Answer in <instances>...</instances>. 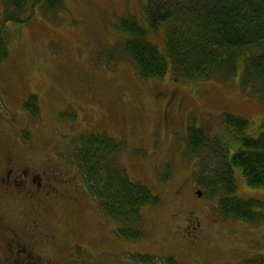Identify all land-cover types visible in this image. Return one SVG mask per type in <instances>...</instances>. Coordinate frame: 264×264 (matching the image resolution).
Segmentation results:
<instances>
[{"label":"rangeland","instance_id":"374dc122","mask_svg":"<svg viewBox=\"0 0 264 264\" xmlns=\"http://www.w3.org/2000/svg\"><path fill=\"white\" fill-rule=\"evenodd\" d=\"M148 3L65 0L57 12L36 9L29 23H8L5 33L10 53L0 68V149L3 145L11 148L31 171L51 169L57 181L68 180V189L78 192L82 202L77 207H94L103 216L74 157L82 134L105 132L122 144L118 163L127 177L158 197L156 207L141 210L144 236L136 241L122 238L116 245V250L124 251L125 264L127 260L170 264L168 259H177L176 264H262L264 186H249L240 168L234 166L235 196L262 202L253 208L257 220L230 216L220 207L222 193H212L205 186H209L208 174L219 172L221 150L228 146L231 154L239 146L223 125L222 116L245 118L246 134L256 138L264 133V103L241 89L238 77L226 83L187 81L176 79L168 67L161 78L140 79L134 65L117 50L123 36L115 26L129 15L144 21ZM163 36L160 30L150 34V39L163 46ZM93 75L102 93L99 97L81 96L88 92L83 88ZM159 93L165 97L159 99ZM30 98L37 102L35 113L25 105ZM191 126L203 127L207 140L193 157L186 150ZM110 161L114 163L115 158ZM66 206L60 202L57 213L61 220L50 221L60 243L73 240L71 230L81 228L96 241L95 250L107 247L98 238L109 225L86 212L75 218L66 212ZM9 210L11 216L18 213ZM173 213L178 218H172ZM186 216L194 218L207 236V243L195 256L181 241L188 238ZM42 254L45 264L56 252L46 248ZM88 255L86 261L94 260ZM147 255L150 257L145 258Z\"/></svg>","mask_w":264,"mask_h":264},{"label":"trees","instance_id":"16d2710c","mask_svg":"<svg viewBox=\"0 0 264 264\" xmlns=\"http://www.w3.org/2000/svg\"><path fill=\"white\" fill-rule=\"evenodd\" d=\"M1 3L0 68L10 53L7 24L29 23L36 9L57 12L65 0ZM147 6L144 21L129 15L115 26L123 36L117 50L134 65L140 79L161 78L168 67L176 79L187 81L214 79L226 83L238 77L240 88L264 103V0H149ZM160 30L164 33L163 46L150 39V34ZM108 54L112 59L113 52ZM25 105L32 113L38 111L34 98ZM222 123L239 146L231 154L228 146L221 150L219 172L208 174L209 186L205 187L222 193L220 207L225 212L257 220L253 208L262 202L235 197L234 166L240 168L249 186H264V133L256 138L248 136V121L232 114H224ZM203 129H188L186 150L190 157L207 144ZM118 148L112 136L90 133L80 137L75 156L102 213L117 225L121 237L136 241L144 236L141 210L156 205L158 197L144 184L130 181L122 167L110 161Z\"/></svg>","mask_w":264,"mask_h":264},{"label":"flooded vegetation","instance_id":"af4514ba","mask_svg":"<svg viewBox=\"0 0 264 264\" xmlns=\"http://www.w3.org/2000/svg\"><path fill=\"white\" fill-rule=\"evenodd\" d=\"M94 80L96 75L86 81L87 86L83 89L88 92H83L81 96L99 97L102 92ZM159 95V99L165 97L162 93ZM173 95L174 91L167 98L171 99ZM6 142L9 144V141ZM67 182L66 179L57 181L51 169L42 173L39 170L31 171L11 148L3 145L0 149V264H43L42 251L46 248L54 249L56 255L49 256L52 259H46L45 264H125L122 257L124 251L116 250L122 238L115 232L114 224L107 216L96 213L94 207H77L82 202L78 192L68 189ZM81 193L87 195L86 192ZM60 202L69 206L65 207L66 212H71L75 218L86 212L104 225H109L100 231L98 238L99 242H106L107 247L95 250L96 241H91L87 231L81 228L70 229L73 240L60 243L50 226V221L61 220L57 213ZM8 207L17 209L18 213L11 216ZM172 218H178L177 214L173 213ZM183 220L188 238H181V241L185 242L187 251L195 256V252L207 243V236L194 218L186 216ZM87 254V258L94 260L86 261L84 258ZM195 260L198 261L197 258ZM126 262L133 264L128 260Z\"/></svg>","mask_w":264,"mask_h":264},{"label":"water","instance_id":"95a60500","mask_svg":"<svg viewBox=\"0 0 264 264\" xmlns=\"http://www.w3.org/2000/svg\"><path fill=\"white\" fill-rule=\"evenodd\" d=\"M197 193H198V194H200V192H199V191H198Z\"/></svg>","mask_w":264,"mask_h":264}]
</instances>
